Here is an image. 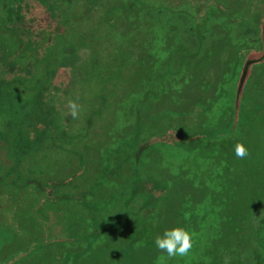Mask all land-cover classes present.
<instances>
[{
    "label": "rangeland",
    "instance_id": "1",
    "mask_svg": "<svg viewBox=\"0 0 264 264\" xmlns=\"http://www.w3.org/2000/svg\"><path fill=\"white\" fill-rule=\"evenodd\" d=\"M161 1L167 2L172 8L184 7L195 17L197 14L208 16L202 7L220 11L227 19L234 18L241 12L257 21L260 12V21L263 19L264 24V0H255L254 4L252 0H222V3L218 0ZM139 13L136 9L131 13L130 20L120 22L124 26L126 22L128 27H116L101 52L104 62H107L110 60L111 50L117 48V39L130 32L137 36L141 29L149 30L148 35L142 37L148 41L140 43L135 38L134 46L138 49L132 56L126 57L131 60L125 63L126 66H122L113 85L111 82H104L102 91L112 89V94L107 96L111 106L104 105L101 113L95 116L94 123L90 126V135L105 142L108 128L120 126L127 131V127L132 124V118L124 115L121 107H118V101L123 102L124 95H140L143 87L140 83L135 87L132 85L131 74L139 70L135 61L147 50L150 52L149 58H157L153 72L169 67L159 83L163 84L161 92L155 98L147 96L139 104L141 122L146 121L145 127L156 132L157 136L154 137L159 140L153 142L151 150L141 151L137 172L125 182L121 189L123 193H116L115 198L103 210L104 232L88 249L61 261L55 260L54 256L65 249L79 248V244L73 242L58 248L45 243L26 252V256L18 259L19 264H203L206 261L203 255L210 254L209 250L205 251L217 239L214 231L218 225L224 224L225 220L235 223L237 217L239 223L243 220L245 225L248 224L244 221L247 214L257 213L253 210L255 207L258 209L255 204L264 198V174L258 175L255 170L256 165L264 164V107L261 106L264 103V58L262 62L251 65L238 105L241 112L239 117L242 115L245 119L253 118L254 122H230L233 114L232 101L236 96L233 87L237 77L229 74V59L235 49L234 40L231 42L232 38L227 37L228 32H233L229 28L232 24H228L226 19L221 25L222 30L217 26L207 32L205 39L199 42L196 51L187 59L190 61L185 62L178 57L177 62L176 52L182 49L191 51L195 44L186 39V25L181 23L176 29L179 33L175 36L168 26L155 20L149 27L140 26ZM77 28L81 30L85 26L79 23ZM0 32V66L6 70V77H9L5 54L11 56L13 36L3 28H0ZM251 36L243 40V49L253 50L256 55L259 50L255 48L259 46V42ZM128 46L127 43L122 44L124 49ZM240 56L243 57L244 53ZM76 70L69 67L53 78L54 83L59 86L69 83L70 93L80 105L78 118H69L68 132L76 131L83 124L81 119L86 111L99 103L96 94L99 85L95 77L87 76L79 85L80 77ZM257 114L260 115L259 121ZM113 115L119 123L113 122ZM193 131L199 133L192 137L188 145L186 142L180 146L171 143L175 138L190 135ZM163 132L170 134L169 137ZM6 135L7 141L10 133L7 132ZM237 142L248 150V155L243 159L235 155ZM7 144L10 146L8 141ZM71 157L74 158V155ZM10 161L9 152L4 153L0 148V169ZM103 190L109 189L104 187ZM236 191L249 194L250 206L241 212H245L243 219L238 212L218 211L219 203L224 198L216 200V195ZM36 203L37 195L34 192L0 184V258L19 247L24 249L30 246L31 242L45 241L52 234H66V221L54 212L46 215L42 209L40 219L33 216L32 210ZM262 205L264 210V203ZM174 226L184 227L192 234L193 247L187 256L168 258L167 253L161 252L155 245V237ZM127 228L132 231V236L138 235L135 240L122 234V230ZM232 238L238 241L239 235L233 233ZM127 242H131L129 254H125L123 248V244Z\"/></svg>",
    "mask_w": 264,
    "mask_h": 264
},
{
    "label": "trees",
    "instance_id": "2",
    "mask_svg": "<svg viewBox=\"0 0 264 264\" xmlns=\"http://www.w3.org/2000/svg\"><path fill=\"white\" fill-rule=\"evenodd\" d=\"M157 1L161 0H0V26L10 30L14 45L9 77L5 76L0 66V148L4 153L9 152L11 158L10 163L0 169V184L34 192L37 195V205L32 210L35 218H41L43 209L46 215L54 212L66 221V234L56 237L54 241L52 238L45 241L47 244L60 241V245L68 246L73 240L79 244V248L65 249L61 253L63 261L70 254L77 255L88 249L104 232L103 210L116 193H123L121 189L125 182L137 172L141 151L151 150L153 142L159 140L154 137L157 136L156 132L145 127L147 122H141L139 104L147 96L155 98L161 92L163 84L159 83L169 67L153 72L157 58H149L150 52L147 50L135 61L139 70L131 74L132 85L135 87L140 83L143 87L140 95H124L123 102L118 101V107H121L124 115L132 118V124L127 131L125 128L126 132L120 126L108 128L105 142L91 137L90 126L95 116L101 113L104 105L111 103L107 101V96L112 94V89L102 91L104 82L113 85L122 66L131 60L126 57L132 56L138 49L134 46L135 38L140 43L148 41L142 37L148 35L149 30L141 29L137 36L132 32L124 34L116 40L118 45L111 50L110 60L104 62L101 52L107 46L106 40L110 39L116 27L124 29L128 24L125 22L124 26L120 22L130 20L131 13L138 9L142 27H149L155 20L168 26L176 36L179 33L177 27L181 23L186 25V39L195 44L191 51H177L176 59L177 62L179 58L189 62L187 59L196 51L199 42L205 39L206 33L217 26L221 28L227 19L213 8L202 7L208 16L197 14L195 17L184 7L172 8L167 2ZM218 1L222 3V0ZM252 2L254 4L255 0ZM238 13L234 18L227 19L233 31L228 32L227 37L230 36L231 42H235L229 59V74L237 75L233 87L236 95L232 101L233 114L229 121L248 120L251 124L253 118L239 117L241 112L238 105L243 95L244 78L248 76L252 63L262 62L264 58V24L263 19L260 21V12L257 21L250 15L247 17ZM79 23L85 28L78 30ZM247 36L258 40L259 46L255 48L260 52L258 57L240 56L248 52L242 45ZM124 43L129 44L125 49L122 48ZM69 67L77 69L79 85L92 75L99 85L96 91L99 103L86 111L81 119L83 124L74 132L67 130L71 116L66 115L68 101L75 100L70 93L71 86L69 83L59 86L53 80ZM261 106L263 108L264 103ZM113 116V122L119 123ZM257 116L259 121L260 115ZM8 127L10 139L7 141L10 146L6 141ZM198 133L193 131L190 135L175 138L171 143L180 146L186 142L188 145ZM164 135L167 136L166 133ZM255 170L258 175H263L264 164L256 165ZM104 187L109 190L104 191ZM218 198H224L219 203V212H238L242 219L245 212H241L250 206L249 194L220 192L216 195V200ZM262 203L264 198L255 204L258 209L255 207L253 210L257 213L247 214L244 221L248 224L244 225L242 219V223H239L237 217L235 223L225 220L224 224L218 225L214 231L217 239L205 251L209 250L210 254L203 255L206 260L203 264H264ZM128 229L122 230V234L135 240L138 235L132 236V231ZM233 233L239 235L238 241L232 238ZM130 243L123 244L125 254L130 251ZM41 245L31 242L24 249L19 247L0 258V264H18L16 258L20 251L26 253ZM230 256L233 258L229 259Z\"/></svg>",
    "mask_w": 264,
    "mask_h": 264
},
{
    "label": "clouds",
    "instance_id": "3",
    "mask_svg": "<svg viewBox=\"0 0 264 264\" xmlns=\"http://www.w3.org/2000/svg\"><path fill=\"white\" fill-rule=\"evenodd\" d=\"M68 112L73 119L78 118L80 105L76 101L69 100ZM235 155L243 159L248 155L247 148L240 142L235 145ZM155 245L161 252H166L168 258L187 256L193 247L192 234L184 227L174 226L165 229L161 235L155 237Z\"/></svg>",
    "mask_w": 264,
    "mask_h": 264
},
{
    "label": "flooded vegetation",
    "instance_id": "4",
    "mask_svg": "<svg viewBox=\"0 0 264 264\" xmlns=\"http://www.w3.org/2000/svg\"><path fill=\"white\" fill-rule=\"evenodd\" d=\"M219 13H220V11H219ZM0 28H3V29H6L5 27H1L0 26ZM8 32L10 31L9 29H6ZM0 34H1V32H0ZM1 36V35H0ZM256 50V49H255ZM4 53V52H3ZM259 54H260V52H258V54H256L255 55V53H254V51L253 50H249L247 53H245L244 54V56L242 57V58H244V57H258L259 56ZM5 59H7L8 61H7V65H8V67H9V73H10V56L8 57L6 54H5ZM255 63V62H254ZM253 64V63H252ZM6 70L4 69V74H5V76H6ZM249 75V74H248ZM248 77V76H247ZM247 77H245L244 79V81H246L247 79ZM237 78V77H236ZM245 84V83H244ZM9 124V123H8ZM6 130H7V132L8 133H10V128L8 127V128H6ZM169 133V132H168ZM170 135V134H169ZM168 136V135H167ZM164 137V136H163ZM162 137V138H163ZM161 138V139H162ZM56 237H61V235L60 234H52V236L50 235V236H47L46 238H45V241H47V240H49V239H53V241H54V239L56 238ZM45 241H41L40 243H42L43 245H44V243H45ZM69 243H73V240H71V242H69ZM43 245H41V246H43ZM51 245H55V246H57L58 248H60V247H62L63 245H60V241L59 242H53V244H51ZM74 250V249H73ZM14 254V253H13ZM70 255H72V254H70ZM69 255V256H70ZM74 255V254H73ZM23 256H26V254L25 253H23L22 251H20V255H19V257H17L16 258V262L19 264V261H18V259L19 258H21V257H23ZM62 254H57L56 256H54V258H55V260H61V261H63V259H62Z\"/></svg>",
    "mask_w": 264,
    "mask_h": 264
}]
</instances>
